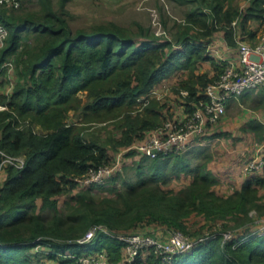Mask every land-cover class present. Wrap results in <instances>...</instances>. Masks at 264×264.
I'll return each instance as SVG.
<instances>
[{"label": "trees", "instance_id": "trees-1", "mask_svg": "<svg viewBox=\"0 0 264 264\" xmlns=\"http://www.w3.org/2000/svg\"><path fill=\"white\" fill-rule=\"evenodd\" d=\"M67 1L57 0L55 7L52 0H37L38 9L19 13L0 8V21L7 29L0 48V74L12 57L16 76L11 92H0V105L5 106L0 109V148L25 157L22 168L9 166L1 173L0 264H37L33 255L38 250L53 264H64L65 252L82 255L100 250L107 251L110 264H264V232L252 234L250 225L243 226L251 209L264 212L259 194L264 188V163L246 173L229 194L220 195L214 188L220 179L207 165L212 155L197 145L228 135L214 131L226 112L180 152L149 158L135 147L163 119L181 117L156 98L136 111L137 98L180 70L185 75L174 91H187L181 103L183 115L190 112L189 102L197 101V91L226 64L216 62L207 50L208 42L221 32L231 47L237 40L257 43L264 33V0H249L244 8L231 0H178L188 9L171 38L154 36L138 23V38L113 21L72 29L66 18ZM205 61L213 66L211 76L199 71ZM250 90L234 99L243 101ZM83 92L84 101L79 96ZM254 104L264 110L262 89ZM70 110L82 112V120L68 123ZM89 122L110 123L119 135L102 140L85 133ZM240 131L264 141V123L256 117H250ZM118 148L125 149L122 163L126 157L140 156L134 167L136 180L115 172L101 184H89L72 194L73 203L66 201V212H60L57 197L76 188L74 178L110 162L109 150ZM259 153L264 158V149ZM181 175L189 177L186 186L163 188ZM94 189L112 196L96 200ZM37 199L39 210L51 211L50 217L36 211ZM193 215L201 218L202 225L221 221L225 228L168 261L152 253L131 263L123 261L122 243L103 231L88 243L75 241L96 224L112 231L164 226L195 237L200 230L192 232L187 225ZM230 223L234 234L223 242L222 233Z\"/></svg>", "mask_w": 264, "mask_h": 264}, {"label": "built area", "instance_id": "built-area-1", "mask_svg": "<svg viewBox=\"0 0 264 264\" xmlns=\"http://www.w3.org/2000/svg\"><path fill=\"white\" fill-rule=\"evenodd\" d=\"M19 6L20 0H0V8L17 9ZM6 37L7 29L0 21V48L4 45ZM236 46L237 62L227 61L218 76L203 89L197 91V101L189 102L191 111L179 118L163 120L151 129L143 141L135 147L149 158L165 157L171 153L180 152L190 146L196 136L203 134L221 119L226 112L229 100L253 88H261L264 91V34L255 44L237 40ZM179 94L184 99L187 91L180 90ZM151 98H159L154 88L139 96L137 100L143 106ZM3 108L5 106L0 105V109ZM121 155L120 152L113 162L90 168L85 174L74 179L84 184H101L110 174L121 170ZM24 163L23 155H13L0 148V174L6 167L22 168ZM263 163V156L256 151L242 166V171L249 173L257 170ZM258 230L264 232V221ZM99 231L117 238L122 243L121 259L128 263L133 262L139 255L145 256L147 253H152L162 261H168L174 255L190 251L197 243L221 233V230L210 229L194 237L164 226L117 232L102 224H96L75 241L81 244L88 243ZM233 234L231 230L224 231L222 241L231 239ZM252 234L256 232L253 230ZM62 256L67 259L64 264H110L108 253L105 250L82 255L65 252Z\"/></svg>", "mask_w": 264, "mask_h": 264}, {"label": "rangeland", "instance_id": "rangeland-1", "mask_svg": "<svg viewBox=\"0 0 264 264\" xmlns=\"http://www.w3.org/2000/svg\"><path fill=\"white\" fill-rule=\"evenodd\" d=\"M52 1L54 6L56 7L57 0H52ZM248 1L249 0H231V2L234 5L239 6V8H244L245 5L248 3ZM36 9H38L37 0H20V6L19 8L15 9V12L19 13L21 11L24 12L27 10H36ZM187 9H188V5L181 4L178 0H68L66 3V11L68 12L66 18L72 29H76L78 27L89 28L90 25L95 23L113 21L119 24L120 26L124 27L127 30V32L132 35V37L138 38L139 37V35L137 34L138 28L136 25V23H138L144 29H148V32L150 34H153L154 36L171 38L172 37L171 33L176 31V29L178 28L177 26L179 24L182 25L184 13L187 11ZM163 20L165 21V24L163 23ZM251 26L254 27V24H252ZM29 38L31 39L32 35H30ZM245 42L252 44L250 41H245ZM8 63H10V65ZM206 64L207 66H210L209 65L210 63H206ZM5 67H6L5 70L0 74V80L3 82L2 86L0 87V92L6 94L7 92L8 93L11 92L12 87L16 80L12 57L8 59L7 62H5ZM205 69L207 70V68ZM182 77L179 74H174L173 76L167 79L168 81L167 85L169 86L168 88L171 91L169 99H173L172 96H174V92L172 91L173 87L170 88L171 86L176 85V82L173 81L174 78L179 79ZM79 96L81 97L82 101L85 100V92L79 93ZM254 106L255 104L252 103L251 97H247L243 101H240L239 103L232 102L228 106L225 116L221 119L222 122H219L218 126L215 127L214 129V131H218V130L226 131L228 135L215 137L212 139H204L202 142L197 144V145L200 144L199 146L204 148V151L206 153L215 155V157L213 158L211 157L209 159L208 161L209 164L212 161V159L215 160L216 163L218 162L222 163V165L217 164L215 166L217 167V169H215V167L214 168L212 167L217 174L222 173V171L219 170H222L221 168H223L224 165L226 164L224 170L228 169V171L226 170L225 172H223L224 178L229 172V168H237L239 166V163L242 164L243 162H245V160L249 158L252 152H256L264 149V141L259 143L256 140V138L253 137L251 134L242 133V131H240V127L250 117L258 118L261 117L260 114L262 115L264 114L263 108L261 109L260 107H254ZM136 107H137L136 111H140L143 106L140 105L139 107L138 106ZM82 118H83L82 112L80 111L75 112L73 110H70L67 114L66 120L68 123H78L80 122V120H82ZM263 118L264 117H262V120ZM85 125L88 126V128L84 131L85 133L89 132L94 135H99L100 139L102 140L110 135H114V136L119 135V130H117V128L110 123L89 122L86 123ZM36 131H38L37 128ZM221 141L222 144H224L225 146L220 147L221 149H219L218 145L221 144L220 143ZM120 152L122 153L121 157L123 158L125 149L118 148L117 150H109V155L110 157L111 156L112 157L110 158L111 161L108 163L113 162V159ZM139 157L140 156L136 157L137 159L135 160L132 157H126L127 159L125 158L126 160L123 163L121 160L120 163L121 170L119 171H122V175L125 174L124 176L130 178L132 181H135L137 178L136 169L134 167L137 165V162L139 161L138 160ZM197 159L201 161L203 159V156H199ZM194 161L195 159L192 160V162ZM3 178L4 175L0 174V185L2 183ZM188 182H189V177L181 175L179 178L171 180L169 184L164 185L163 188L164 189L172 188L174 190H178L186 186ZM226 183L227 184L225 185L229 184L231 187L226 186L227 189L225 188V191H222L216 185L214 187L215 191L220 195L229 194L230 193L229 191L230 190L232 191L234 188L233 187L234 183L232 182H226ZM87 185L89 184H84L78 181L76 188L73 189L71 193L59 195L57 197L58 210L62 213L66 212L67 208L65 202L68 201L70 202V204H72L73 201L70 200V196L76 193L78 190L87 187ZM91 194L96 200H99L102 197L112 196L111 192L100 189L92 190ZM259 194L261 195V197H263L264 200V188H259ZM36 201H37L36 211H40L38 207L40 206L41 202L39 199H37ZM40 212L47 218L50 217L52 214V212L47 209ZM248 217L249 218L246 220L243 226L250 225L251 229L254 230L256 234H262L263 231H259L258 228L264 221V212L260 213L259 210L253 208L249 211ZM202 223L203 221H201V218L196 215H193L187 219V225L192 232H195V230L196 231L200 230L201 233H204L205 231L210 229L220 230L225 228L224 223H222L221 221H216L208 227L206 225H202ZM229 225H230L229 230H233L234 229V227H232L233 223H230ZM117 232H125V231H117ZM35 250L36 249L32 251ZM34 254H36L33 256L37 264H42V262L46 264H53L43 256L44 255L43 250L35 251Z\"/></svg>", "mask_w": 264, "mask_h": 264}, {"label": "crops", "instance_id": "crops-1", "mask_svg": "<svg viewBox=\"0 0 264 264\" xmlns=\"http://www.w3.org/2000/svg\"><path fill=\"white\" fill-rule=\"evenodd\" d=\"M263 34H262V36H263ZM262 36L260 37V39L257 42H259L261 40ZM207 50L215 58L216 62L217 61H225V62L232 61V62H237V57H238V54H237V46L231 47V46L227 45L226 42L223 39V36H222V33L221 32H217V33H215L213 35L212 39L207 44ZM206 63H210V62H207V61L202 62L200 64V66H199V71L200 72H204V73H206V74H208V75L211 76L214 73L213 66L211 65V63L209 64L210 66H207ZM205 68H207V70ZM208 68H209V70H208ZM174 74H179V75H181V77L182 76L184 77V75H185V73L184 72H181L180 70L174 71L167 78L161 80L158 84H156L152 88H154L158 92L159 98L158 99L156 98V99L159 100V102H166L169 105L170 111L173 112L174 115H176V116L177 115L178 116H182L183 113H184V105L181 103L182 102V99H181L180 94L179 93L177 94L173 90V88H175L178 85L179 81L183 77L182 78H179V79L178 78H174L173 81L176 82V85L170 87V88L173 87L172 88V91L174 92V96H172L173 99H169V96L171 94V91L168 88L169 86L167 85L168 84L167 79L169 77L173 76ZM260 90L261 89H259V88L258 89H252V90H250L245 98L251 97L252 103H255L257 101V99H258ZM232 102L239 103L240 101L239 100H235V99H231L228 102L227 106H226V110H227L228 106ZM255 114H257V113H255ZM260 115H261V117H258V119L261 122L264 123V118L262 120V117H264V114L263 115L260 114ZM220 122H222V121H220ZM218 124H217V126H218ZM220 143L221 144L218 145L219 146V149H221L220 147H224L225 146L224 144H222V141ZM213 157H215V155H212V158ZM213 164H214V166H213ZM217 164L218 165H222V163H219V162L216 163V161L212 159V161L210 162V164L208 163V168L210 170H212V172L215 173L216 176L220 179V182L218 183L217 186L222 191H225L226 186H230L229 184L228 185H225V184H227L226 182H232V183H234L233 184V187H237L239 185L240 181L246 175V173H243L242 168L238 166L237 168H229V172L227 173V175L224 178L223 172H225L226 170L228 171V169L224 170L226 164L224 165L223 168H221L222 170H219V171H222V173H220V174H217L216 171L213 169ZM215 169H217V167H215ZM229 192H231V190Z\"/></svg>", "mask_w": 264, "mask_h": 264}]
</instances>
